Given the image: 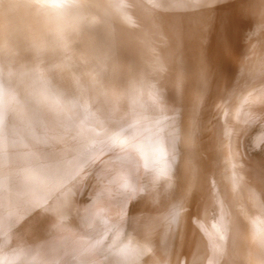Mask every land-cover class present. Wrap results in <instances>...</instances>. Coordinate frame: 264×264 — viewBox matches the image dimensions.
I'll return each mask as SVG.
<instances>
[{"label": "bare ground", "instance_id": "1", "mask_svg": "<svg viewBox=\"0 0 264 264\" xmlns=\"http://www.w3.org/2000/svg\"><path fill=\"white\" fill-rule=\"evenodd\" d=\"M226 1L198 4L218 20ZM240 1L263 24L264 0ZM31 2L0 0V264H213V168L224 195L247 160L251 182L264 177L262 69L230 93L211 72L197 99L201 57L210 67L220 47L199 8L75 0L44 16ZM254 29L247 58L264 42V24Z\"/></svg>", "mask_w": 264, "mask_h": 264}, {"label": "rangeland", "instance_id": "2", "mask_svg": "<svg viewBox=\"0 0 264 264\" xmlns=\"http://www.w3.org/2000/svg\"><path fill=\"white\" fill-rule=\"evenodd\" d=\"M231 4H233L234 6L232 7ZM226 6H228L227 9L225 8ZM235 6L236 8H234ZM204 7L207 9H204ZM225 7H224L225 9H223L221 14L219 15L220 17H218L219 18L218 20H216L217 19L216 17L217 15H215L216 13L214 14V16L209 15L208 7L206 3L205 4L200 3L197 8H199L198 10L200 14L202 13L200 15V18L198 19H202L200 26H201V32L205 34L204 40L208 39L206 40L208 43L213 45V42H215L216 45L220 46L218 49L216 47L214 51L210 52V57H211L210 64L211 65L209 67V70L210 72H216L218 69H221L222 74H223L222 81L224 84L222 88L228 87L226 89L230 90L228 91L230 93L231 90L236 88L240 83L248 82L249 77L247 76H249V74L252 73V69L253 70L255 69V71H258V69H262L261 78L264 79V54H263L264 53V44H263L264 42L263 40L261 41L262 43L261 46H257L256 49L254 48L252 53H250L249 57L248 58L246 57L247 53L249 52L246 49L247 48L246 43L249 40H246V39H250L253 36H255L254 34H255L256 29L254 28H257L258 26V30H259L260 27L264 24V15H261V18H262L261 21L263 24H261V22L258 23L259 21L256 22L253 16L250 15L247 11H245L243 4L241 3L240 0H227ZM231 8H233L235 11L232 9L234 11L232 12ZM238 10H241V11H238ZM224 11L225 13H223ZM261 12H263V9ZM242 13L245 15H243ZM233 17L235 19H233ZM242 17L244 18V21L240 19ZM203 21L205 22L203 23ZM223 21H226V22H223ZM248 21H250V23ZM238 22L240 24H243L245 22V24L247 25L243 24V26L245 27L247 26L246 28L248 29H246L243 26H242L243 27L242 29V27L239 26ZM252 22L255 24H253ZM257 23L258 25H256ZM230 24L234 27H232ZM251 24L253 25L251 26ZM228 25L234 28L232 32H230L232 28L230 27L227 28ZM225 28L227 30V33H225L226 32ZM235 29H237V31ZM241 30L242 31L247 30V31L243 33ZM235 31L241 37H243V35L246 34L247 32L248 34L246 35H248L249 38L247 37L245 39H242L240 36L238 37V35H236ZM251 33H253V35ZM233 34H235L236 36L234 35L233 37H230ZM206 35L208 36L207 38H205ZM231 40H233L232 44H231ZM241 40H243L244 43ZM233 42L236 43L237 45L236 44L233 45ZM240 43L241 45H239ZM231 47L232 49H230ZM258 47H259V50H258ZM237 52H239L240 54ZM234 53L237 55H234ZM241 56L242 58H240ZM237 57L239 59H237ZM234 58L236 60H234ZM238 61L239 62L241 61V62L239 63ZM233 63L236 64L235 67ZM135 66L136 65H134L133 67ZM139 66L141 67L140 64ZM139 66H138V69L140 68ZM232 69L234 71H232ZM135 70H137V68H135ZM228 81H231V82L228 83ZM96 119H98V121H101V118H96ZM86 158H88V156H86ZM248 162H249L248 160L247 162L246 161L244 162L247 164V166L245 167V171L246 170H250V171L248 172L246 171L248 174L244 171L245 175L243 177L241 176L240 178L236 177V175L234 174L233 183H232L233 186L231 185L230 189H228L229 193H227L226 195H224L225 193L223 192L221 193L220 192L221 190L216 189V187L221 185L222 182L224 181L223 171L221 168H219V166L217 167L215 166L213 168L212 184L214 185L213 186L214 188L212 189V193L214 194V197L212 201L208 203V207H207L209 210V217H210L209 218L210 230H208V227H207V231L209 234V248L212 251V255L214 256L213 264H264V247H262L260 243L258 242V237L262 235L263 233L262 228L264 227L262 226L264 224V208H263V205H264V197H263L264 196V177H261L257 179L256 181L251 182L252 178L254 179L258 178L253 173L257 171V166H254V164L252 165L250 162H249L250 163L249 165ZM248 165H249V169H248ZM249 173H251V175ZM256 183H258L259 190H260V191L258 190L260 192L259 197L257 198L256 196V201L258 200L257 203H255L256 202L255 201L256 191L254 190ZM221 195H223L224 198L225 196L227 197L224 199L223 196ZM210 219H212L213 221H211ZM221 236H223L224 238L221 239ZM198 259L201 261L200 263L204 262L205 251L198 252L196 254V259L193 261V263H195Z\"/></svg>", "mask_w": 264, "mask_h": 264}, {"label": "snow or ice", "instance_id": "3", "mask_svg": "<svg viewBox=\"0 0 264 264\" xmlns=\"http://www.w3.org/2000/svg\"><path fill=\"white\" fill-rule=\"evenodd\" d=\"M29 7L37 10L38 14L48 16L53 12L60 14L69 9H75L81 7V5L75 3V0H32L28 4ZM158 6V5H157ZM174 7L176 5H173ZM183 6L198 7V0H183ZM200 71L198 72V80L196 84V97L197 99L206 98L212 93V74L209 70V65L207 59L202 55L200 60ZM183 79V74H181V80ZM47 99L54 101L56 104L61 103L60 95L47 90ZM224 237L221 236V239ZM258 242L262 247H264V235L258 237ZM82 251H87L86 249Z\"/></svg>", "mask_w": 264, "mask_h": 264}]
</instances>
